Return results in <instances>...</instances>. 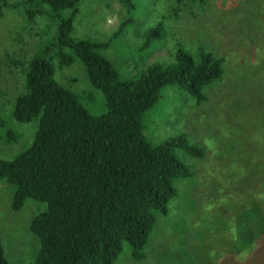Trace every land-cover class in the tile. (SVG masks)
Returning <instances> with one entry per match:
<instances>
[{"label":"rangeland","instance_id":"374dc122","mask_svg":"<svg viewBox=\"0 0 264 264\" xmlns=\"http://www.w3.org/2000/svg\"><path fill=\"white\" fill-rule=\"evenodd\" d=\"M131 3L127 11L119 0H80L72 36L103 41L129 17L124 33L102 51L122 77L152 62L171 61L176 46L193 57L198 49L221 57L223 73L205 88L203 102L195 104L167 85L142 115L143 134L150 144L181 133L203 149V156L193 158L176 150L191 177L174 181L176 194L166 215L156 214L143 257L132 260L124 245L114 264H246L242 250H234L232 233L235 227L238 232L261 223L264 216V0ZM20 13L18 8L0 15V159H11L31 142L35 124L14 121L11 111L15 96L23 91L27 60L52 33L46 16L28 24ZM157 23L162 26L161 39L155 46L141 47L144 31ZM54 77L87 112L105 111L102 94L88 83L79 60L57 67ZM7 131L16 134L15 139L6 140ZM12 191L0 179V241L9 264H27L38 248L27 225L44 204L26 199L12 211ZM247 211L254 213L247 216ZM252 253L251 264H264L261 248Z\"/></svg>","mask_w":264,"mask_h":264},{"label":"trees","instance_id":"16d2710c","mask_svg":"<svg viewBox=\"0 0 264 264\" xmlns=\"http://www.w3.org/2000/svg\"><path fill=\"white\" fill-rule=\"evenodd\" d=\"M79 1L0 0V15L20 8L24 22L33 24L37 16H46L52 29L49 40L27 60L23 91L15 96L11 111L14 121L35 124L31 142L11 159H0V179L13 187L10 209H20L26 199L44 204L27 225L38 243L27 264H114L124 245L132 260H140L156 214L166 215L176 194L174 181L192 175L176 150L203 156V149L181 133L150 144L141 117L167 85L195 104L203 102L205 88L223 73L221 57L202 49L193 57L176 46L171 61L152 62L122 77L102 51L124 33L131 19L121 21L106 40L74 38ZM189 1L206 0H175ZM119 2L127 11L133 5L131 0ZM161 36L157 23L144 31L141 47L155 46ZM74 59L82 64L91 87L102 94V114L87 112L55 79V69ZM15 135L7 131L5 139ZM261 221L238 232L235 227L232 233L234 250H242L246 264L252 263L254 249L264 251V216ZM0 264H9L1 241Z\"/></svg>","mask_w":264,"mask_h":264}]
</instances>
